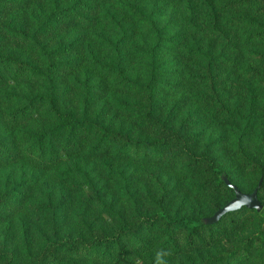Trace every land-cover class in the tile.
I'll use <instances>...</instances> for the list:
<instances>
[{
    "label": "trees",
    "instance_id": "obj_1",
    "mask_svg": "<svg viewBox=\"0 0 264 264\" xmlns=\"http://www.w3.org/2000/svg\"><path fill=\"white\" fill-rule=\"evenodd\" d=\"M159 249L264 264V0H0V264Z\"/></svg>",
    "mask_w": 264,
    "mask_h": 264
},
{
    "label": "water",
    "instance_id": "obj_2",
    "mask_svg": "<svg viewBox=\"0 0 264 264\" xmlns=\"http://www.w3.org/2000/svg\"><path fill=\"white\" fill-rule=\"evenodd\" d=\"M224 180L227 183V185H229L231 188L234 189L235 197L231 199L227 204H225L222 208L217 210L212 216L207 217L205 219L206 223L208 224L217 223L227 213L239 210L244 206L250 209H256L257 211L262 210L263 205L258 197V190L260 188V184L253 192L244 193L235 184L231 183L226 176H224Z\"/></svg>",
    "mask_w": 264,
    "mask_h": 264
},
{
    "label": "clouds",
    "instance_id": "obj_3",
    "mask_svg": "<svg viewBox=\"0 0 264 264\" xmlns=\"http://www.w3.org/2000/svg\"><path fill=\"white\" fill-rule=\"evenodd\" d=\"M171 252L166 249H159L155 252L154 264H168L166 257L170 256Z\"/></svg>",
    "mask_w": 264,
    "mask_h": 264
},
{
    "label": "rangeland",
    "instance_id": "obj_4",
    "mask_svg": "<svg viewBox=\"0 0 264 264\" xmlns=\"http://www.w3.org/2000/svg\"><path fill=\"white\" fill-rule=\"evenodd\" d=\"M14 10L15 9V6H12V5H8L6 10L4 11L5 14H7L10 10Z\"/></svg>",
    "mask_w": 264,
    "mask_h": 264
}]
</instances>
